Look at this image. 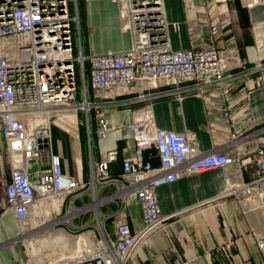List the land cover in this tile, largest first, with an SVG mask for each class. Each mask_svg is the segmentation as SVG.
Wrapping results in <instances>:
<instances>
[{
    "label": "built area",
    "instance_id": "obj_1",
    "mask_svg": "<svg viewBox=\"0 0 264 264\" xmlns=\"http://www.w3.org/2000/svg\"><path fill=\"white\" fill-rule=\"evenodd\" d=\"M110 1L119 7L131 45L118 52L85 56L78 0H0V133L5 144L0 151V168L9 171V179L1 182L0 214L11 211L22 231L43 197L61 198L58 214L66 206L61 217L74 213L66 220L71 223L87 210L98 213L99 206L116 205L114 211L98 215L101 237L95 247L59 264L129 263L143 240L164 228L175 215L162 213L156 188L205 170L235 166L238 179L233 175L227 178L221 198L231 197L240 204L255 201L264 208V125L239 133L240 120L233 109L237 98L247 96V90L239 86L236 80L240 74L231 71L229 57L216 39L219 30L231 23L230 6L236 0H201L200 10L210 14L205 21L209 40L204 42L198 36L191 39L189 48L179 50L171 49L164 0ZM240 2L248 11L264 4V0ZM253 28L255 31L256 26ZM74 30L78 34L77 51ZM189 32L194 33L193 25ZM253 70L264 71L263 58L256 61ZM78 77L83 82L81 101H77ZM136 86L134 96L124 98ZM162 86L168 89L156 91ZM209 88L216 99L211 101V108L220 112V125L227 134L215 140L212 150L201 153L192 144L191 135L157 127L151 103L165 95L181 99ZM89 92L94 100L89 99ZM101 98L110 99V105L145 102L132 111L134 153L121 160L118 176L111 172V165L118 161L116 147L102 152L98 160L94 158L92 125L98 141L106 139L111 130L104 104L95 101ZM80 111L87 132L86 179L80 173L64 171L63 156L53 148L51 129L63 118L74 129L73 138L80 141ZM66 112L73 114L71 121ZM43 151L47 154L45 163ZM244 170L251 175L247 182L240 177ZM110 186L114 191L100 198V190ZM85 195L91 201L76 206V199ZM65 198H69L66 205ZM132 199H137L143 219L136 231L127 221ZM95 201L100 202L96 209L90 207ZM107 221L110 231L105 227ZM257 245L264 264V237Z\"/></svg>",
    "mask_w": 264,
    "mask_h": 264
},
{
    "label": "crops",
    "instance_id": "obj_2",
    "mask_svg": "<svg viewBox=\"0 0 264 264\" xmlns=\"http://www.w3.org/2000/svg\"><path fill=\"white\" fill-rule=\"evenodd\" d=\"M79 1L80 29L85 41L82 52L85 56L118 52L130 47L131 36L123 29L117 4L110 0ZM235 5L230 6L231 11L237 13L235 24L219 30L216 39L218 47L229 57L231 71L240 74L236 80L239 86L247 90V96L237 98L233 109L240 120L238 125L241 134L264 125V71L253 70L256 61L264 59V43L259 44L260 37L252 28L256 23H264V4L248 11L240 2L244 14ZM164 6L171 49H187L191 39L198 36L204 42L209 40L210 30L205 21L210 14L200 10L201 0H164ZM191 25L194 33L189 32ZM225 29H229V32ZM136 89L137 86L131 88V94L124 98L134 96ZM166 89L168 87L162 86L156 91ZM212 96L213 92L209 88L201 94H186L181 99L165 95L153 100L151 108L155 125L191 135L192 144L201 153L212 150L215 140L227 134V129L220 125V112L211 108V101L216 102ZM100 101L104 104L111 130L104 140L98 141L95 137L96 160L102 152L116 147L119 156L118 161L111 165V172L118 176L122 172L121 160L134 153L132 111L144 106L145 102L110 105V99L101 98ZM245 114L249 116L248 119ZM93 126L95 129V124ZM51 129L52 135L57 137V142L53 141V148L63 156L64 171L70 175L80 173L86 179L89 170L83 164L84 148L81 141H75L57 124H53ZM4 147L0 133V151ZM46 160L47 154L43 151L42 162L45 163ZM153 163H158L156 158ZM235 169V166H229L224 170H205L181 177L171 184L158 186L156 193L162 213L175 215L167 221L164 228L152 231L143 240L127 264H263L257 243L264 237V208L258 207L255 201L240 204L231 197L221 198L227 186V178L233 175V179H238L234 175L237 171ZM240 177L247 182L251 175L244 170ZM8 179L9 171L0 168V192L1 182ZM114 189L113 186L106 187L99 193L109 194ZM86 196L88 195L76 199L75 203L85 200ZM51 206L50 210L56 208L53 202ZM115 209V204L102 207L103 214ZM127 215L131 229L139 230L143 219L137 199L130 201ZM110 230V221H107V231ZM19 236L20 227L13 213L2 212L0 264H24Z\"/></svg>",
    "mask_w": 264,
    "mask_h": 264
},
{
    "label": "rangeland",
    "instance_id": "obj_3",
    "mask_svg": "<svg viewBox=\"0 0 264 264\" xmlns=\"http://www.w3.org/2000/svg\"><path fill=\"white\" fill-rule=\"evenodd\" d=\"M237 1L238 0H236L234 3L236 4L235 7L237 9H240L242 5H240V2L238 1L239 2L238 3ZM79 2L80 1L78 0V4ZM229 19L231 20V23L228 25V27H231L233 24H235V21L237 20V13H235V11H231ZM255 26H256L255 33L260 37L259 38L260 40H258L259 44L261 41L262 43H264V38L262 39L264 35V23L259 22V23L254 24V27ZM84 42L85 41H84V38L82 37V32H81L82 48H84ZM73 43H74L75 50L76 51L79 50L78 49V34L76 30H74ZM85 67H86V64H85ZM85 82L88 86L87 72L85 75ZM82 89H83V82L81 80V77H78L77 101H81L83 99ZM88 97L89 99L92 98L90 92H89ZM92 99L94 100V98ZM95 101H100V99H95ZM83 119H84L83 113L80 111L78 113V120H79L78 134H79V126H81V124H84L81 122L83 121ZM63 120L61 121L62 123L61 125L58 124L57 122L54 124H57L61 129L65 130L70 136L73 137L74 134H71V132H74V129L71 128V126L68 125ZM68 120L71 121L72 118L68 117ZM84 127L86 131L85 124H84ZM92 128L94 129L93 125H92ZM74 140L76 141V139ZM53 141L56 143L57 137L53 136ZM92 148H93L94 158L96 159V145L94 143V140H92ZM86 150H87V142H86V146H84L83 164L88 170L89 164H88ZM104 195L106 196L107 194L99 193L100 198L104 197ZM52 201H53L52 199L50 200H48V198L44 199L42 203L40 204L41 206H39L38 208H35V210L33 211V215L31 216L29 225L26 227L25 231L36 229L37 232H35V234L30 236L26 241H24L23 238L22 239L19 238L20 245H21V251L23 253L22 259L24 261V264H29L30 262H34L35 264H51V263H56V262L58 263V261L60 260H67V258H70L71 256H74L77 253L79 246L82 245V247L84 248L86 247L83 243L82 244L80 243V241H82L83 238H78V236H80L82 233L86 234L87 238L90 241V243L88 242L89 249H93V247H95L96 245L97 240H99L101 237V230L99 227L100 223L98 221L99 219L98 215L101 216L100 213L103 214L104 211L102 210V207L104 206L108 207L110 204H104L103 206H99L98 213L94 212L93 209L87 210L85 214H80L76 216L73 219V222L71 223V220L66 221V219L62 222H55L56 217L60 218L64 214L66 206L64 207V210H62V212L59 214L58 213L56 214L55 212H50V210H47L46 206L47 204L52 203ZM67 201H69V198H65V205ZM90 201H91V197L86 196L85 200L82 199L76 202L75 204L76 206L81 207V206L88 204ZM30 223H31V226H30ZM49 224H52V226L51 225L48 226ZM81 225L83 226L81 227ZM105 227L107 228V222L105 223ZM23 231L20 230V236L23 235L22 234Z\"/></svg>",
    "mask_w": 264,
    "mask_h": 264
},
{
    "label": "bare ground",
    "instance_id": "obj_4",
    "mask_svg": "<svg viewBox=\"0 0 264 264\" xmlns=\"http://www.w3.org/2000/svg\"><path fill=\"white\" fill-rule=\"evenodd\" d=\"M256 7V6H255ZM252 9V8H251ZM255 9V8H254ZM254 14V13H253ZM255 17V16H254ZM66 116H67V118L69 117V118H72L73 119V114L72 113H70V112H66ZM63 119H61V118H59L56 122L58 123V124H62L61 123V121H62ZM48 198V200H50V199H52L53 201V205L56 207V209H53V210H50V208H52L53 206H51L52 205V203H50L51 205H48L47 204V210H50V212H55L56 214L59 212V209H60V203H61V198H54V197H43V198H40V202L42 203V201L44 200V199H47ZM50 198V199H49ZM100 202L99 201H95L90 207L91 208H94V209H96V207H97V205L99 204ZM41 206V205H40ZM74 213H72V214H68V215H65V216H63V217H60V218H57L56 217V219H55V222H62V221H64L65 219L67 220V219H69L72 215H73ZM52 226V224H49L48 226ZM30 226H31V223H30ZM23 231V230H22ZM35 232H37L36 231V229H33V230H28V231H25V229H24V231L22 232V234L23 235H21L20 236V238L22 239L23 238V240L24 241H26L30 236H32L33 234H35ZM78 238H83V240L82 241H80V243L82 244H84L86 247L84 248V247H82V245L81 246H79V248H78V251H77V253L74 255V256H71L70 258H67V259H71V258H74L75 256H79V254H80V252L81 253H83V252H87L88 250H89V245H88V242L90 243V241H89V239L87 238V236H86V234H84V233H82L80 236H78ZM29 264H35L34 262H30ZM51 264H59V263H51Z\"/></svg>",
    "mask_w": 264,
    "mask_h": 264
},
{
    "label": "trees",
    "instance_id": "obj_5",
    "mask_svg": "<svg viewBox=\"0 0 264 264\" xmlns=\"http://www.w3.org/2000/svg\"><path fill=\"white\" fill-rule=\"evenodd\" d=\"M240 8L243 11L242 13L244 14V10H243L244 8L243 7H240ZM79 136H80L81 145L84 148V146H86V140H87V134L85 131L84 124H81V126H79ZM91 137H92V140H95V136L93 135V133Z\"/></svg>",
    "mask_w": 264,
    "mask_h": 264
}]
</instances>
